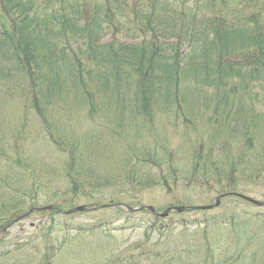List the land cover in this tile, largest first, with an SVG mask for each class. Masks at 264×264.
Here are the masks:
<instances>
[{
  "label": "trees",
  "instance_id": "trees-1",
  "mask_svg": "<svg viewBox=\"0 0 264 264\" xmlns=\"http://www.w3.org/2000/svg\"><path fill=\"white\" fill-rule=\"evenodd\" d=\"M111 28L133 41H106ZM6 68L8 77L15 73L27 85L26 97L42 122L40 141L53 143L65 161L58 168L41 156L38 168L24 174L12 163L0 181L54 173L65 184L55 187L54 195L62 200L57 205L71 208L84 198L100 204L108 193L132 194L130 204L136 205L144 190L159 184L174 191L167 174L176 186L182 174L173 154H158L165 150L159 147L160 135L152 134L154 108L172 113V120L182 119L188 128L185 136L198 151L189 180L226 179L220 194L228 196L237 193L236 171L257 165L264 181V0H0V75ZM194 93L205 106L216 102L218 117L204 120L211 124L223 118L220 131L212 127L191 135L190 127L203 121V116L193 119ZM255 100L260 111L249 116L253 106L247 102ZM116 101L132 104H124L117 115L121 104ZM84 108L95 110L88 115L99 114L102 122L78 134ZM233 122L243 125V136L246 132L236 145L227 132ZM127 124L133 128L123 130ZM22 190L18 187L15 198L0 205V232L17 216L8 215L10 208L20 215L40 205L36 187L26 188L21 197ZM138 214L142 218L136 216L132 226L145 235L137 249L139 261L116 264H201L203 255L204 264H264V246L235 258L222 250L224 241L235 233L240 238L238 231H248L252 220H262L264 229L262 212L249 217L206 210L200 219L161 217L149 210ZM175 236L181 240L176 246L154 251L155 240Z\"/></svg>",
  "mask_w": 264,
  "mask_h": 264
},
{
  "label": "rangeland",
  "instance_id": "rangeland-1",
  "mask_svg": "<svg viewBox=\"0 0 264 264\" xmlns=\"http://www.w3.org/2000/svg\"><path fill=\"white\" fill-rule=\"evenodd\" d=\"M108 30L106 32V41H133L132 37L130 38L126 33L121 32L119 28ZM1 66L5 67L3 64ZM7 72L8 69L6 68L3 74L0 75V174L12 163L18 170L23 171V174L26 172L30 173L38 168V159L41 156L46 159L50 166L59 168L65 161L63 151L58 150L47 139L44 142L40 141L42 122L35 108H33L32 102L26 97L24 88L27 85L23 80H20L19 75L12 73L8 77L6 75ZM194 91L196 90L192 92ZM121 92H123L122 88ZM194 95H196L197 99L192 101L194 105L193 119L203 116V121H198L194 126L190 127L192 129L191 135L192 133L194 136L204 135V133L211 131L212 127L216 131H220L223 118L219 117L220 122L213 121L211 124L204 120L209 116L218 117L214 115L216 102H210V106L208 107L205 106L204 99L199 98L195 93ZM116 102L121 104L120 108L114 110L117 115L126 108L124 104H128V102L132 104L131 101ZM72 104L78 105V103ZM91 104L93 102L88 103V105ZM247 104L253 106V109H255L254 111L251 108L249 116L260 111V104L257 100L247 102ZM83 106L85 107L86 104ZM154 109L155 122L152 124L154 126L151 129L152 134L160 135L159 141L161 142L159 147L165 150L158 151V154L164 156L173 154L175 166L182 174L178 179L177 186L172 181L173 176L170 173L167 174L168 180L175 187L174 191H170L160 184L159 186L148 188L136 200V202H139L135 203L136 205L130 204L131 199L129 196H133L132 194L120 197L121 195L113 196L111 193H108L105 195L106 197H100L102 200L100 204L95 203L94 198H84L75 203L76 207L88 205L89 210H78L73 213H67L71 209V206L63 203V207H60L57 203L62 200L59 199V196L54 195L56 193L54 191L55 187L59 185L57 187L63 188L65 184H63L62 178H58L54 173H45L46 175L42 179L40 177L35 179V177L32 178L26 175L24 177L25 180L22 179L18 182L10 181L6 183L0 181V205L2 207L5 205L6 200L15 198L18 187H22L23 189L21 197L26 188L30 190L36 187L42 194L38 202L40 205L29 210L24 208L20 215L18 211L16 213L14 208L6 206L8 209L10 208L8 215L17 216L0 232V264H116L122 261L120 259L138 262V245L141 243L140 241L145 239V235L143 229L135 228L132 225H135L137 222L136 216L142 218V214L135 215V213L141 210L129 211L124 207L107 206L111 203H125L131 205V207L142 205L153 206L157 211L163 212L171 206H184L187 208L186 210H173L167 216L161 217L172 215L178 217L179 214H182L183 216L181 217L187 219H200L206 210H209L212 214L228 211L237 212L238 214L249 213V217L260 212L264 213V206H260L244 198V196H247L264 201V181H261L260 175H258L256 164L255 167H244L236 171V176L234 177L237 181V193H232L228 196L220 194L222 191L220 189L221 186L227 183L226 179L220 181V178L216 176L209 180V182L202 181V177L198 180H189L190 174L188 170L194 165L193 156L198 151L193 150L191 147L192 143L188 142L189 140L185 136L188 128L182 122V119H179L178 122L172 120V118L176 119L172 113H163V110ZM90 112L96 111H88L85 108L82 110L83 114L78 119L80 121L78 134L87 133V131L98 127L95 124L102 122L100 119L101 115H88ZM112 119L114 120L113 116ZM139 126L143 127L144 124L141 123ZM132 128L133 126L130 124L122 126L123 130H131ZM244 129L243 125L236 122H233L229 126L227 132L232 136L230 138L233 144L236 145L237 142L245 140L246 132L245 136H243ZM167 134L169 135L170 145L167 142ZM144 140L145 143L150 142L151 137L149 132L145 133ZM40 149L42 152H40ZM158 172V168L154 170V173ZM130 176L132 177V173H130ZM21 177L19 175L16 176V178ZM6 186H8L7 190L4 189ZM1 194H4V196ZM218 197H221L220 202L212 209L201 210L191 208L193 206L214 204ZM49 205H53L54 209L44 208ZM123 211L132 213L133 216H127ZM252 221L248 227H245L248 228V231H238L242 234L240 238L235 233L225 240L222 245L224 249L222 250L228 251V253L232 254L231 257L235 258L243 250L251 252L263 247V221L260 219ZM231 231L230 229L229 232ZM180 241L175 236L173 239L155 240L154 244L156 245L152 246L154 247V251L157 252L169 247L168 245L174 247ZM120 255L123 257H119ZM201 257H199V260L201 264H204V255ZM154 258L152 257V259ZM117 259L119 260L115 261ZM156 260L157 262L162 261L160 256H157ZM232 262L233 260L229 264H232Z\"/></svg>",
  "mask_w": 264,
  "mask_h": 264
},
{
  "label": "water",
  "instance_id": "water-1",
  "mask_svg": "<svg viewBox=\"0 0 264 264\" xmlns=\"http://www.w3.org/2000/svg\"><path fill=\"white\" fill-rule=\"evenodd\" d=\"M220 198L218 197L214 204L193 206L191 208H193V209H202V210L212 209V208H214L215 206H217L219 204ZM244 198H246L247 200H249V201H251V202H253L255 204H258L260 206H264V201L256 200V199H253V198H250V197H247V196H244ZM107 206H109V207L121 206V207L126 208L129 211H139V210H142V209H148V210L152 211L154 214H157V215H160V216H167L173 210L183 211V210L187 209L184 206H171V207L167 208L164 212H159L153 206L131 207V206L125 204V203H111V204H108ZM44 208L52 210V209H54V206L53 205H49V206H46ZM89 209L90 208H88L87 206H84V205L83 206H77V207H74V208L68 210L67 213H73V212L78 211V210H89Z\"/></svg>",
  "mask_w": 264,
  "mask_h": 264
}]
</instances>
